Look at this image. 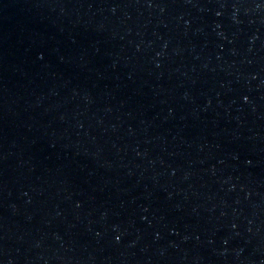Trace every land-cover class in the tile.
I'll return each mask as SVG.
<instances>
[{"label":"water","instance_id":"water-1","mask_svg":"<svg viewBox=\"0 0 264 264\" xmlns=\"http://www.w3.org/2000/svg\"><path fill=\"white\" fill-rule=\"evenodd\" d=\"M0 264H264V0H0Z\"/></svg>","mask_w":264,"mask_h":264}]
</instances>
